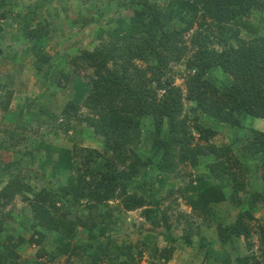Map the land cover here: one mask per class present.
<instances>
[{
    "label": "trees",
    "instance_id": "obj_1",
    "mask_svg": "<svg viewBox=\"0 0 264 264\" xmlns=\"http://www.w3.org/2000/svg\"><path fill=\"white\" fill-rule=\"evenodd\" d=\"M108 2L113 3L115 9L124 13L125 17L118 19V25L107 32L108 37L100 38L97 44L91 43L92 50L83 48L74 59L81 62L80 66H87L93 71L90 89L83 100V107L90 117L81 121L87 123L93 136L99 139L100 148L74 146L69 152L63 151L65 157L60 156L62 161H59V166L70 174L65 184L48 183L47 188L34 191L18 174L9 177L0 188V264H18V256L11 246L14 238L5 235V223L9 219L13 226L21 220L19 215L23 214L27 215L25 220L30 221L31 237L28 242L39 246L35 261L26 264H47L38 258L48 255L43 246L48 235L64 241H76L79 229L93 237L75 243L74 249L82 246L83 253L89 256L88 264H99L101 258H109L108 252L116 244L110 237L113 232L110 221L111 215L114 211L118 213V210L124 215L141 210L145 221L161 222L170 235L167 214L158 208L162 200L152 203L147 200L154 195V185L145 179L148 178V168L155 173L157 180H161L165 174H172L176 156L179 162H188L194 170L197 169L199 156L213 158L212 162L206 164L207 173L214 181L212 184L200 189L201 176L197 174L194 177L189 173L184 176L188 177L186 185L178 192L184 203L203 220L217 221L218 242L232 246L235 239H248L253 233L250 223L254 217L251 212L256 210L258 204L264 205V129H250L249 137L236 154L229 145L217 147L209 143V139L218 134L197 122L202 115H207L235 129L242 127L238 115L264 120V43L259 42V39L246 41L240 38L241 29L255 33L260 27L250 21L254 12L259 13L256 17L264 24L261 18L264 1L170 0L165 6L155 0ZM6 3L7 0H0V20H5L13 13L12 8L5 6ZM44 7L45 4L43 11ZM24 10V14L30 12ZM89 13L81 18L82 26L98 23L95 19L97 14ZM175 20H179L181 25L173 28L171 25ZM38 25L39 28L24 34L29 54L34 48L32 46H36L42 38L43 31L50 29V22L44 18ZM193 25L201 32L196 31L190 39L185 40L183 35ZM121 32L122 35H118ZM226 33L230 37L225 36ZM214 35L223 41V49L211 47ZM229 40H233L237 46L230 44ZM50 61L49 55L39 53L35 69H40V65L49 64ZM133 61L153 62L157 71L155 76L146 77ZM172 62L182 64L186 71L191 72L186 76L185 98L194 102L199 111V115L194 117L193 129L198 134L197 140L203 145L188 147L190 138L186 137L185 120L180 119L182 94L178 88L171 86L170 79L164 84L160 82L164 69ZM216 68L228 77V85L223 91H219L206 78ZM1 84L0 110L6 112L14 92ZM153 84L157 90H163L161 99L157 97L156 89H152ZM69 106L72 107L71 111ZM79 110V106L68 104L65 118H71V114L76 115ZM148 116L153 119L154 126L141 135L145 134L147 142L151 140L152 152L151 156H141L130 146L134 136L139 134L140 127H143V119ZM164 119L169 123L166 140L159 136ZM17 130L9 133L8 147L3 146L6 141L0 138V152L10 148L12 153L21 156V149H17L19 142L30 144L35 140L32 136L26 139L24 135L20 141L16 140ZM174 144H181L179 155H168V150ZM29 150L36 151L37 148L31 146ZM46 151L49 155L50 151ZM246 154L250 157L261 154L262 190L247 192V201L243 205L241 194L247 188V167L243 164L249 166L251 162L247 161L249 158ZM133 158L138 160L139 166L147 167L143 174L144 181L139 186L135 185L137 190L134 189V177L138 174L139 166L131 162ZM54 165L58 167V163ZM218 181H221L220 184ZM27 193L30 195H23ZM17 194H21L26 207L14 214V210L8 207ZM112 201H117L118 208L110 207ZM216 205L232 208L235 213L228 214L231 217L228 216L224 221H218L212 208ZM26 208L28 212H25ZM80 209H84L85 215H80ZM257 235L264 264V226L257 228ZM181 240L187 247H192L188 234H183ZM23 241V238H18L17 242ZM170 241L172 245L176 240L171 238ZM212 243L200 238L195 244L204 252L209 264H229L228 257L221 258L208 252ZM153 249L155 264L169 263L173 247L155 246ZM127 255L129 253H125ZM112 262L115 263V260ZM236 263L259 264L253 255L237 256Z\"/></svg>",
    "mask_w": 264,
    "mask_h": 264
},
{
    "label": "rangeland",
    "instance_id": "obj_2",
    "mask_svg": "<svg viewBox=\"0 0 264 264\" xmlns=\"http://www.w3.org/2000/svg\"><path fill=\"white\" fill-rule=\"evenodd\" d=\"M155 1L161 6H165L170 0ZM43 4L47 8L44 7V11L42 10ZM5 6L12 8L13 13H10L5 20H0V50L2 51L0 55V84H5L8 89L14 92V95L8 111L0 110V138L6 141L3 146L8 147L10 145L9 133L17 130L18 127L15 133L16 140L20 141L23 135L26 139L32 136L35 140L30 144L26 141V144L19 142L20 145L17 149H21V156L12 153L10 148L0 152V188L5 185L10 176L18 174L24 183L34 191H39L47 188L48 183L60 185L69 181L70 174L59 166V161H62L60 156L65 157L63 151L69 152L74 146L100 148L99 139L93 136L87 123L81 121L87 116L90 117V113L83 107V100L90 89L93 71L87 66H80L81 62L74 61V59L83 48L92 50L91 43L97 44L100 38L108 37L107 32L116 27L118 19L122 20L125 15L119 13L113 3L108 0H7ZM24 9H28L30 12L24 14ZM89 11L97 14L95 19L98 23L82 26L81 18L85 14H90ZM258 14L254 12L250 18L254 25L260 26L258 30L251 33L241 29V39L246 41L259 39V42L264 43V24H261L260 18L256 17ZM261 16L264 19V10ZM43 18L50 22V29L42 30L44 33L42 38L38 40L36 46H32L34 48H31L32 52L29 54L27 50L29 45L24 41V34L39 28L38 23H42ZM180 25L181 22L175 20L171 27L175 28ZM196 31L201 32L193 25L183 35V38L190 39ZM122 33L118 35H122ZM214 36L211 47L217 50L223 49V41L216 35ZM225 36L230 37V34L226 33ZM229 43L237 46L233 40H229ZM39 53L49 55L51 61L49 64L40 65V69H35V60ZM133 63L145 73L146 77L153 78L157 72L153 62L133 61ZM190 73L185 70L182 64H173L172 62L164 69L160 76V82L164 84L167 79H170L171 86L180 90L182 94L180 119L185 120L186 137L190 138L188 147H193L197 144L203 145V142L197 140L198 134L193 129L194 117L199 115V111L194 102L185 98L186 76ZM206 78L219 91L225 90L228 85V77L217 68L209 75L207 74ZM152 89H156V95L161 99L164 95L163 90H157L155 84L152 85ZM68 104L77 105L80 110L76 115L71 114V118L66 119L65 109ZM68 108L71 111L72 107ZM237 117L242 122L241 128L232 129L228 124L220 123L207 115H202L197 123L218 134L210 138L209 143L217 147L229 145L237 154L249 137L250 129L259 131L264 129V120L262 119L243 115ZM152 120L149 116L143 119L140 135L153 128ZM168 127V120L164 119L159 134L160 139H167ZM138 135L134 136L135 139L130 148L140 153L141 156H151V140L147 142L144 138L145 134ZM180 145H172L168 150V155H179ZM31 146L36 147L37 150H29ZM46 150L50 151L49 155ZM245 156L249 158L247 161L251 162L249 166L246 163L243 164L247 167L245 172L247 188L244 194H241L243 205L247 201V192L255 189L262 190L261 176L263 172L261 154H256L253 157L247 154ZM212 161V156H199L197 169L194 170L188 162H179L176 156L173 173L165 174L161 180H157L152 170L139 166L136 158L131 159L132 163H137V167L139 166L138 174L134 177V189L144 181L143 174L147 170L148 178L145 180L154 185L152 191L154 195L147 200L151 203L158 199L162 200L158 208L167 214L170 235L165 231L161 222L145 221L140 214L141 210L129 212L126 215L121 210H118V213L114 211L110 221L113 230L110 237L116 244L110 248L109 258H101L99 264H155L156 258L153 253L155 246L174 248L171 260L167 264H209V261L204 257V252L195 244L200 238H206L210 243L213 242L209 245L208 252L217 257H228L229 264H237L236 257L246 255H253L255 261L263 264L257 228L264 226V205L258 204L256 210L251 212L254 220L250 225L254 230L249 238L240 237L235 239L232 246H228L218 242L215 226L217 221L203 220L179 196L178 189L186 185L188 177L184 176L189 173L194 177L197 174L201 176L202 186L196 183L200 189H204L208 184L214 182L206 170V164ZM55 163H58V167H54ZM220 182L218 181L219 184ZM109 205L112 209L118 208L117 201H112ZM23 207L26 205L22 201V196L17 194L8 209H13L14 214H17ZM212 208L218 221H224L228 216L231 217L228 214L235 213L234 209L224 205H216ZM25 212H28L27 208ZM84 213V209H80V215H85ZM19 216L21 220L18 219V223L13 226L9 219L6 220L7 230L4 234L14 238L11 246L18 256L16 262L26 264L35 261L39 246L28 242L31 237V229L29 228L30 221L25 220L27 215ZM28 218L31 219L30 215ZM78 231L76 241H64L59 237L53 238L48 235L43 241L48 255L38 259L46 261L47 264H88L89 256L83 253L82 246L76 250L74 246L75 243L88 241L93 236L86 235L80 229ZM183 234L189 235L192 247H187L183 243L181 240ZM18 238H23L24 241L17 242ZM171 238L176 240L172 245H170ZM121 245L125 247L122 248ZM125 253H129V255L125 256ZM113 260L115 263L112 262Z\"/></svg>",
    "mask_w": 264,
    "mask_h": 264
}]
</instances>
